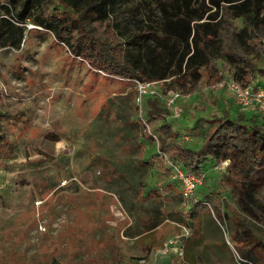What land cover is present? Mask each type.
I'll use <instances>...</instances> for the list:
<instances>
[{
	"label": "rangeland",
	"instance_id": "1",
	"mask_svg": "<svg viewBox=\"0 0 264 264\" xmlns=\"http://www.w3.org/2000/svg\"><path fill=\"white\" fill-rule=\"evenodd\" d=\"M28 26L19 49H0V108L20 111L24 120L7 127L14 147L0 163V264H116L110 234L130 256L145 255L141 243L155 245L144 264H237L242 244L222 212L204 203L191 218L180 187L169 181L171 170L139 137L135 85L92 71L52 35ZM252 84L264 87V77ZM175 104L168 118L182 142L195 146L206 120L225 107L233 116L264 120L237 106L225 88H202ZM203 171L206 181L225 172L209 164ZM141 190L148 194L141 198ZM252 200V218L264 229V178ZM155 206L164 220L148 233L141 224ZM133 226L143 232L138 244L124 236ZM180 233L181 242L155 255ZM248 256L264 264V255Z\"/></svg>",
	"mask_w": 264,
	"mask_h": 264
},
{
	"label": "trees",
	"instance_id": "2",
	"mask_svg": "<svg viewBox=\"0 0 264 264\" xmlns=\"http://www.w3.org/2000/svg\"><path fill=\"white\" fill-rule=\"evenodd\" d=\"M27 22L96 73L130 86L159 84L162 99L169 91L192 95L224 79L247 87L264 77V0H0V49H19ZM156 94L134 104L135 113L142 112L139 137L155 146L153 156L160 155L167 170L165 161L197 175L208 164L229 161L224 173L204 178L188 213L193 218L204 203L215 206L241 242V258L254 264L250 253L264 255V229L252 218V197L264 178V120L233 116L225 107L206 120L210 124L195 146L182 142ZM22 116L0 108V163L14 147L7 127L24 123ZM145 194L141 190L140 197ZM150 212L141 224L148 233L164 220L158 206ZM114 238L110 234L108 251L116 264H138L155 246L141 243L145 255L135 257L123 254Z\"/></svg>",
	"mask_w": 264,
	"mask_h": 264
},
{
	"label": "built area",
	"instance_id": "3",
	"mask_svg": "<svg viewBox=\"0 0 264 264\" xmlns=\"http://www.w3.org/2000/svg\"><path fill=\"white\" fill-rule=\"evenodd\" d=\"M35 28L38 27L29 23L28 26L29 30ZM153 84L154 82L140 83L138 81H135V85L138 90V94H137L138 100L145 94H156V92L153 90L149 91V88L152 87ZM211 87L225 88L226 90L231 92V94L234 97L235 103L240 108L244 110H252L259 114L260 113L264 114V87H261L257 84H251L247 87H242L240 84L230 79H224L214 84ZM190 96H191L190 93L181 94L180 92L177 91H169L163 98L165 107L168 110L170 111L173 110L174 113H176L177 111V107L175 104L176 101L178 99H188L190 98ZM183 137L184 139H187V136H183ZM228 163H229L228 160H224L222 163L215 166V168L218 171H225V168L228 165ZM169 167L171 170L170 180H172L180 187L181 196L184 200V206L185 208H187L189 206V199L193 197L197 188L202 184V181L205 178V173L202 172L196 175L192 172L184 171L178 166H175L171 163H169ZM185 233L176 234L173 238L163 243V246L161 248L156 249V251L154 252L155 255L166 254L168 246L173 244H178L179 242H181L182 237L186 235ZM234 259L237 264H252L250 262H247L245 259L241 257L239 258L238 256H235ZM144 262H145L144 259H140L138 261V264H144Z\"/></svg>",
	"mask_w": 264,
	"mask_h": 264
},
{
	"label": "crops",
	"instance_id": "4",
	"mask_svg": "<svg viewBox=\"0 0 264 264\" xmlns=\"http://www.w3.org/2000/svg\"><path fill=\"white\" fill-rule=\"evenodd\" d=\"M133 227L134 228H132V230L130 231L131 233L129 232V235H127V236L125 235L126 236L125 238H127L130 241V243L138 244L139 238L141 237V235H137V233H135L136 227L135 226H133ZM146 245H148V244H146ZM148 246H150V245H148ZM148 246H146V247H148ZM138 248L141 250V247L139 245H138ZM141 252H142V250H141Z\"/></svg>",
	"mask_w": 264,
	"mask_h": 264
}]
</instances>
